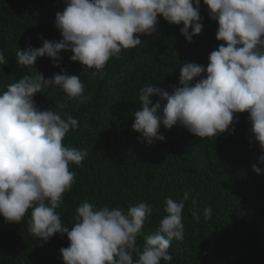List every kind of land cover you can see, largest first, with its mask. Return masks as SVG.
<instances>
[{"label": "clouds", "instance_id": "1", "mask_svg": "<svg viewBox=\"0 0 264 264\" xmlns=\"http://www.w3.org/2000/svg\"><path fill=\"white\" fill-rule=\"evenodd\" d=\"M203 4L218 23L216 40L223 43L209 54L207 66L182 63L179 86L171 85V92L151 84L141 87V109L133 113L132 128L148 144L165 139L161 127L180 126L195 137L213 139L238 123L236 114L247 112L261 149L257 163L264 164V0ZM65 5L55 15L62 38L18 48V68H34L45 56L59 68L60 53L70 51V60L84 69L81 75L92 70L93 78H103L111 59H122L125 50L142 45L141 36L157 32L158 17L183 24L180 33L189 43L203 27L201 0H65ZM6 64L5 50L0 49V65ZM81 75L61 68L46 79L36 71L0 89V216L16 224L27 218L28 232L42 243L66 234L69 244L59 250L63 264H171L172 242L185 238L187 191L180 199L164 198L165 214L148 233L144 229L154 207L147 201L125 209L84 200L74 210L71 227L61 219L58 209L76 184L73 166H82L88 151L64 143L70 131L78 130L79 120L57 107L42 110L35 97L55 89L68 101L84 103L89 96ZM252 171L264 174L257 164ZM212 214L211 206L202 210L206 221ZM192 216L200 220L199 212Z\"/></svg>", "mask_w": 264, "mask_h": 264}, {"label": "trees", "instance_id": "2", "mask_svg": "<svg viewBox=\"0 0 264 264\" xmlns=\"http://www.w3.org/2000/svg\"><path fill=\"white\" fill-rule=\"evenodd\" d=\"M65 6V0H0V49L8 61L0 65V89L36 71L46 79L61 68L69 75H81L84 69L70 60V51L60 53L59 68L46 56L38 58L34 68L17 65L18 48L40 47L43 39L59 42L55 15ZM200 15L202 31L191 43L180 33L183 24L158 17L157 32L141 36L142 45L125 50L122 59H111L103 78H93L92 70L82 74L89 96L84 103L68 101L55 89L35 97L42 110L57 107L79 120L78 130L70 131L64 143L88 151L82 166H73L76 184L58 211L71 227L74 210L84 200L125 209L147 201L154 207L144 229L148 233L165 214L164 198L180 199L187 191L185 238L172 242L171 264H264V174L252 171L253 164L261 169L264 164L257 163L261 149L251 132L249 114H236L238 123L213 139L174 126L161 127L165 139L148 144L132 128L133 113L141 109V87L151 84L171 92V85L179 86L182 63L207 66L209 54L223 43L216 40L218 23L209 17L203 0ZM206 206L213 209L208 221L202 215ZM194 211L200 213L199 221L193 218ZM26 219L7 223L0 216V264H63L59 250L69 244L66 234L42 243L28 232Z\"/></svg>", "mask_w": 264, "mask_h": 264}]
</instances>
